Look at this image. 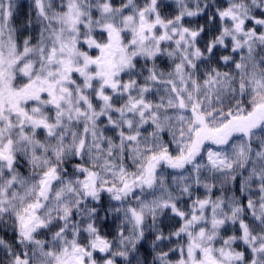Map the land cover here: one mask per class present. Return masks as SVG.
I'll list each match as a JSON object with an SVG mask.
<instances>
[{
    "label": "snow or ice",
    "instance_id": "1",
    "mask_svg": "<svg viewBox=\"0 0 264 264\" xmlns=\"http://www.w3.org/2000/svg\"><path fill=\"white\" fill-rule=\"evenodd\" d=\"M18 8L0 0V264H148L145 242L151 264H264V0Z\"/></svg>",
    "mask_w": 264,
    "mask_h": 264
},
{
    "label": "trees",
    "instance_id": "2",
    "mask_svg": "<svg viewBox=\"0 0 264 264\" xmlns=\"http://www.w3.org/2000/svg\"><path fill=\"white\" fill-rule=\"evenodd\" d=\"M18 1H19L18 17L22 19L29 12V0H18ZM166 11H170V10H166ZM196 19L198 20L200 24L205 23L204 18H196ZM167 224H168V221L165 220V225ZM105 231H111V222H109V226L106 227ZM0 235H5V233L0 232ZM6 238L11 239L10 232L6 234ZM149 253H150V249H148V244L147 242H145L144 247L141 248V256L146 257L148 260V264H151L152 257Z\"/></svg>",
    "mask_w": 264,
    "mask_h": 264
},
{
    "label": "rangeland",
    "instance_id": "3",
    "mask_svg": "<svg viewBox=\"0 0 264 264\" xmlns=\"http://www.w3.org/2000/svg\"><path fill=\"white\" fill-rule=\"evenodd\" d=\"M18 4H19V1H18Z\"/></svg>",
    "mask_w": 264,
    "mask_h": 264
}]
</instances>
